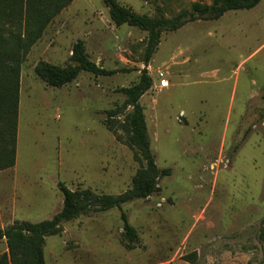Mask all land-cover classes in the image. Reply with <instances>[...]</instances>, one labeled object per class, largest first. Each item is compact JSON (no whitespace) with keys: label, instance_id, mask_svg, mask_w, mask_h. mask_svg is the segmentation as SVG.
Returning a JSON list of instances; mask_svg holds the SVG:
<instances>
[{"label":"rangeland","instance_id":"1","mask_svg":"<svg viewBox=\"0 0 264 264\" xmlns=\"http://www.w3.org/2000/svg\"><path fill=\"white\" fill-rule=\"evenodd\" d=\"M116 1L163 18L211 2ZM251 11L162 33L144 66L145 32L115 26L102 0H72L21 66L15 165L0 171V228L51 218L62 203L56 182L107 195L131 186L140 167L135 150L103 120L123 103L117 90L145 69L152 86L139 103L155 164L170 174L160 179V192L122 206L137 246H123L120 212L110 209L65 222L60 234L46 237L45 264H264V0ZM247 12L254 26L243 36ZM219 29L230 30L225 48L203 37ZM77 40L96 66L118 72H81L61 88L34 76L39 61L75 65L69 57ZM159 74L166 88L157 86ZM130 112L118 115L116 126Z\"/></svg>","mask_w":264,"mask_h":264},{"label":"trees","instance_id":"2","mask_svg":"<svg viewBox=\"0 0 264 264\" xmlns=\"http://www.w3.org/2000/svg\"><path fill=\"white\" fill-rule=\"evenodd\" d=\"M71 1L0 0V171L9 170L15 165L21 66L51 20ZM261 1L193 2L188 9L181 10L175 16L163 18L138 14L116 0H102L115 26L126 25L146 33L144 66L156 52L162 33L177 31L195 21H216L229 11L250 10ZM69 60L75 65L62 67L39 61L33 67L34 76L46 86L61 88L74 81L81 72L95 77L111 76L118 72L91 62L81 40L73 43ZM151 86L152 79L144 69L135 84L117 90L124 97L123 103L107 111L103 120L104 127L114 134L117 141L135 150L140 167L131 179V186L118 195H107L97 194L88 188L70 190L56 182L62 203L51 218L37 223L15 220L6 228H0V240L6 244V252L0 255V264H45L43 247L46 237L60 234L65 222L110 209L120 212L123 246L128 250L137 246L138 234L128 223L122 206L157 194L160 192V179L170 174L169 168L158 169L155 164L143 108L139 103ZM127 108H131V112L125 114L123 121L116 126L114 119ZM119 130L122 134H119Z\"/></svg>","mask_w":264,"mask_h":264},{"label":"crops","instance_id":"3","mask_svg":"<svg viewBox=\"0 0 264 264\" xmlns=\"http://www.w3.org/2000/svg\"><path fill=\"white\" fill-rule=\"evenodd\" d=\"M263 1V0H262ZM254 9V8H253ZM251 9V10H253ZM251 10H248L251 11ZM247 12V15L244 16L241 21L243 22L244 21V24H243V30H241L240 32L242 33L243 36H246L248 35V33H250V31L253 29V23L251 22V18L248 17L250 13ZM252 12V11H251ZM228 13V12H227ZM226 14V13H225ZM224 14V15H225ZM223 15V16H224ZM222 18V17H221ZM249 21L248 23H245V21ZM206 22H218V21H206ZM219 32L220 33H214V32H211L208 36H204V39L207 40V43H210L211 42V47H218V48H225L226 45H228L229 43H227L225 41V37H226V32H230L229 29H219ZM202 36V35H201ZM208 38V39H207ZM203 39V38H201ZM219 44V45H218ZM206 47H203L202 48V51L200 50L199 52L202 54H204L205 52H207L208 49H205ZM205 50V51H204ZM18 112H19V106H18Z\"/></svg>","mask_w":264,"mask_h":264},{"label":"built area","instance_id":"4","mask_svg":"<svg viewBox=\"0 0 264 264\" xmlns=\"http://www.w3.org/2000/svg\"><path fill=\"white\" fill-rule=\"evenodd\" d=\"M159 79H158V83L157 86L161 89L166 88L168 86V81L162 77V74H159Z\"/></svg>","mask_w":264,"mask_h":264}]
</instances>
